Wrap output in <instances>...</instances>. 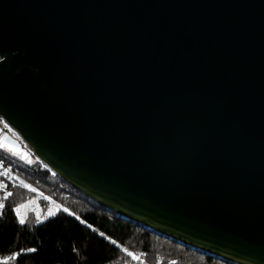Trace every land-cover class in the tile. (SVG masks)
I'll use <instances>...</instances> for the list:
<instances>
[{"label": "water", "instance_id": "1", "mask_svg": "<svg viewBox=\"0 0 264 264\" xmlns=\"http://www.w3.org/2000/svg\"><path fill=\"white\" fill-rule=\"evenodd\" d=\"M0 118L120 218L264 264V0H0Z\"/></svg>", "mask_w": 264, "mask_h": 264}, {"label": "trees", "instance_id": "2", "mask_svg": "<svg viewBox=\"0 0 264 264\" xmlns=\"http://www.w3.org/2000/svg\"><path fill=\"white\" fill-rule=\"evenodd\" d=\"M0 161L9 170L11 190L0 215V264H234L120 218L64 183L35 156L29 163L0 147ZM30 203L42 209L41 217L36 209L27 210ZM53 207L59 210L45 216Z\"/></svg>", "mask_w": 264, "mask_h": 264}, {"label": "built area", "instance_id": "3", "mask_svg": "<svg viewBox=\"0 0 264 264\" xmlns=\"http://www.w3.org/2000/svg\"><path fill=\"white\" fill-rule=\"evenodd\" d=\"M8 173L9 170L4 166L3 161H0V203L3 204V208H0V215L3 213L7 200L10 197L9 193H11L8 185Z\"/></svg>", "mask_w": 264, "mask_h": 264}, {"label": "rangeland", "instance_id": "4", "mask_svg": "<svg viewBox=\"0 0 264 264\" xmlns=\"http://www.w3.org/2000/svg\"><path fill=\"white\" fill-rule=\"evenodd\" d=\"M3 122V121H2ZM0 123L3 125V123ZM10 134L13 135L14 137H16V133H14L12 130L10 131ZM35 207V208H34ZM27 210L30 209V208H33L34 210L36 209V214H37V217H41L42 216V209L39 208V206L36 205V203H30L27 207ZM26 210V211H27ZM59 208L58 207H53L52 209H50L47 213H45L44 215L47 216V215H51V214H54L56 211H58ZM25 219V213L24 215L21 216V220L24 221Z\"/></svg>", "mask_w": 264, "mask_h": 264}, {"label": "snow or ice", "instance_id": "5", "mask_svg": "<svg viewBox=\"0 0 264 264\" xmlns=\"http://www.w3.org/2000/svg\"><path fill=\"white\" fill-rule=\"evenodd\" d=\"M9 195H11V193H9ZM0 208H3V204L0 203ZM21 223H23V221H21ZM28 251H35V249H29ZM129 255H132V253H128ZM134 259H136L137 257H133Z\"/></svg>", "mask_w": 264, "mask_h": 264}]
</instances>
